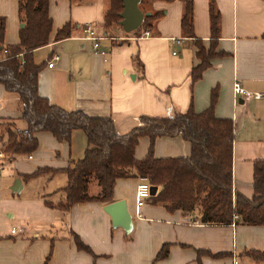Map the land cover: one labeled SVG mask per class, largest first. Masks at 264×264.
<instances>
[{
  "label": "crops",
  "instance_id": "0c3cea01",
  "mask_svg": "<svg viewBox=\"0 0 264 264\" xmlns=\"http://www.w3.org/2000/svg\"><path fill=\"white\" fill-rule=\"evenodd\" d=\"M192 1L195 39L182 31L185 0H155L151 12L163 15L150 35L146 31L125 33L119 26L106 32L104 17L111 0H51L50 42L34 52L35 64L43 67L39 94L66 111L111 118L117 133L126 135L139 125L142 116L171 118L192 106L203 112L211 104L213 91L218 90L215 115L232 119L235 126L234 191L252 198L255 164L264 161V0H215L221 20L214 53L223 55L212 58L196 82L192 78L200 63L196 41L200 40L207 51L212 48L210 0ZM19 5L20 0H0L6 46L20 42L24 23ZM69 23L75 26L72 36L56 41L58 31ZM90 24L102 36L96 52L85 32ZM42 50H48V58L39 64L35 54ZM55 56L59 60L49 69L48 63ZM236 83L249 96L236 99ZM4 123H12L20 131L28 127L19 97L0 83L2 151ZM37 138L39 147L32 156L11 159L5 154L0 161V264H153L166 244H173L169 256L156 264H198V251L226 255L220 259L204 257L202 264H264L246 253H264V226L243 225L239 219L228 226L204 225L194 215L182 211L171 214L151 202L144 206L142 218H137L136 190L142 179L118 180L115 186V201L126 200L134 217L129 235L113 228L111 217L104 212L107 204L78 203L67 213L51 207L49 202L57 205L65 197L57 198L67 185L60 183L68 180L64 171H44L31 179L26 176L46 168H69L84 158L88 140L80 130L73 133L70 143H61L47 132ZM149 145L148 138L141 140L137 158L147 155ZM191 150L182 137L161 138L155 146L158 158L189 157ZM58 176L61 179L56 185ZM18 179L20 193L13 191ZM30 187L32 191L25 194ZM89 191L99 195L96 181L89 184ZM72 233L94 256L78 249Z\"/></svg>",
  "mask_w": 264,
  "mask_h": 264
},
{
  "label": "trees",
  "instance_id": "16d2710c",
  "mask_svg": "<svg viewBox=\"0 0 264 264\" xmlns=\"http://www.w3.org/2000/svg\"><path fill=\"white\" fill-rule=\"evenodd\" d=\"M51 0H20L21 22L20 42L16 45L4 44V19H0V83L6 91L15 94L21 102L22 117L27 129L14 130L12 123L4 127L2 141L8 158L32 156L39 147L37 135L42 132L52 134L59 142L70 143L75 131H83L88 140V149L82 160L72 162L65 170L42 169L27 179L44 171L67 175V185L62 189L64 199L55 205L64 213L78 203L100 202L110 204L115 201V186L118 180L142 179L157 192L147 202L164 207L173 214L182 211L194 215L195 220L204 225L228 226L234 223L235 216L243 225L264 226V161L255 164L254 195L246 198L235 193L233 187V145L235 126L232 119H221L215 115L218 90H214L211 104L203 112L194 107L185 113H176L171 118L142 116L139 125L126 135L117 133L111 118L92 117L82 111H66L52 105L39 94V74L42 66L34 62V52L47 46L53 30L49 15ZM155 0H142L140 8L150 16L133 33L153 32L155 24L163 13L151 12ZM83 3L84 0H71ZM122 0H111V7L104 17V30L110 31L120 26ZM211 44L205 50L197 40L196 56L200 63L193 69L192 78L196 82L209 66L212 58L223 54L214 53L220 38V12L215 0H210ZM193 1L185 0V14L182 18V31L188 38L195 39L193 27ZM74 25L67 24L58 31L55 40L62 41L72 36ZM264 38V36H263ZM7 50L8 54H4ZM182 137L191 144L189 157L158 158L155 146L158 139ZM143 138L150 145L145 157L137 158V149ZM96 181L100 187L97 196L90 195L89 184ZM79 250L94 256L91 248L81 238L72 233ZM173 244L164 245L153 264L168 258ZM186 248L188 246L182 245ZM256 261L264 262V253L246 252ZM225 254H212L198 251V264L209 257L220 259Z\"/></svg>",
  "mask_w": 264,
  "mask_h": 264
},
{
  "label": "water",
  "instance_id": "95a60500",
  "mask_svg": "<svg viewBox=\"0 0 264 264\" xmlns=\"http://www.w3.org/2000/svg\"><path fill=\"white\" fill-rule=\"evenodd\" d=\"M142 0H122L124 10L121 13L120 26L125 33H133L137 31L150 13H145L140 8ZM24 28V24L21 25ZM22 189L21 180H17L13 191L19 192ZM157 192L156 188H152L151 194L154 196ZM104 212L111 217L113 228H121L126 235H129L134 228V217L129 210L126 200H119L104 206Z\"/></svg>",
  "mask_w": 264,
  "mask_h": 264
},
{
  "label": "built area",
  "instance_id": "2783aa9c",
  "mask_svg": "<svg viewBox=\"0 0 264 264\" xmlns=\"http://www.w3.org/2000/svg\"><path fill=\"white\" fill-rule=\"evenodd\" d=\"M85 32L87 33V37L89 40H92L94 42V51H98V48L100 46V40L102 39V36L94 29L93 25L90 24L86 27ZM147 35H150L148 32ZM179 43V42H178ZM4 54H8V51L5 50ZM59 60V56H55L53 60H51L48 63V68L52 69L55 67L56 62ZM234 91L236 95V99L240 97L249 96V94H246V92L243 90L241 85L239 83H236L234 85ZM256 98H261V95L256 94ZM5 158V153L4 151L0 150V161ZM152 187L148 182L142 181L136 190V202H135V212L134 215L137 218H142V211L144 206L146 205L147 201L151 198L152 194ZM239 217L235 216L234 220H238ZM197 224V222H195ZM12 233L15 234L16 230H12ZM237 264V262L235 263Z\"/></svg>",
  "mask_w": 264,
  "mask_h": 264
},
{
  "label": "rangeland",
  "instance_id": "374dc122",
  "mask_svg": "<svg viewBox=\"0 0 264 264\" xmlns=\"http://www.w3.org/2000/svg\"><path fill=\"white\" fill-rule=\"evenodd\" d=\"M48 56V50H42V51H38L36 54H35V59H36V61L39 63V64H41V63H43L45 60H47V57ZM239 98H241V97H239ZM12 129H14L15 130V126H13V128ZM27 129V128H26ZM140 150V149H139ZM2 172V171H1ZM7 172H9V170L7 171ZM61 179L60 178V176H58L57 177V180L55 181V184L57 185L58 184V180L59 179ZM64 178H66V176L64 175ZM20 180V179H19ZM17 182V181H16ZM16 182H15V184H16ZM54 183V182H53ZM52 183V184H53ZM60 183L61 184H64V186L67 184V180L66 179H64V180H62V181H60ZM89 189V188H88ZM28 191H32V187H30L29 189H27L26 190V192H25V194H27L28 193ZM15 192V191H14ZM16 193H20V191L19 192H16ZM89 193H90V191H89ZM33 194H35V191L33 192ZM60 195L59 196H57V198L58 197H60V196H65V194L63 193L62 194V192H60L59 193ZM56 198V199H57Z\"/></svg>",
  "mask_w": 264,
  "mask_h": 264
}]
</instances>
